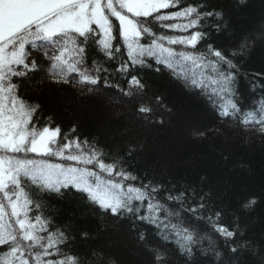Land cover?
Listing matches in <instances>:
<instances>
[{"label":"snow or ice","instance_id":"obj_1","mask_svg":"<svg viewBox=\"0 0 264 264\" xmlns=\"http://www.w3.org/2000/svg\"><path fill=\"white\" fill-rule=\"evenodd\" d=\"M182 4L183 0H0V264H82L80 257L64 251L67 233L44 215V204L37 198L40 192L62 195V189L68 188L86 194L106 213L153 225L162 240L174 242L189 257L202 240L211 244L210 237L199 235L196 221H205L225 240L238 234V226L231 230L222 223V212L203 214L207 193L191 189L189 197L188 190L173 194L151 182L136 186L131 182L138 177L118 167L116 161L106 163L103 152L91 145L84 147L87 141L64 136L58 142L61 129L36 127L34 117L40 105L30 103L21 90L40 73L55 84H99L100 74L109 69L96 59L89 66L90 50H95L106 61L120 60L115 71L131 76L130 90L124 93L131 96L132 88L142 90L144 84L130 68L152 67L148 63L152 59L186 86L200 90L220 116L239 119L245 126L258 125L256 130L264 134V100L252 111L243 110L233 98L237 64L207 43L209 34L202 30L210 18L222 21L224 13L207 10L209 5L203 2ZM170 9L176 10L162 12ZM157 25L188 35H167L154 30ZM222 26L226 22L213 25L217 32ZM259 38H264V32ZM254 39L243 38L231 57L244 55ZM202 41L203 50L198 47ZM174 45L183 48L177 50ZM103 83L113 86L107 79ZM138 111L150 113L152 109L141 105ZM29 153L74 163L33 159ZM24 180L35 190H26ZM162 190L167 195L158 199ZM256 203L255 198L249 199L243 208L251 209ZM82 235L88 237L87 232ZM139 239L145 240L144 233ZM154 251L156 264H164L165 256Z\"/></svg>","mask_w":264,"mask_h":264},{"label":"trees","instance_id":"obj_2","mask_svg":"<svg viewBox=\"0 0 264 264\" xmlns=\"http://www.w3.org/2000/svg\"><path fill=\"white\" fill-rule=\"evenodd\" d=\"M202 2L209 5L207 10L224 13L222 21L210 18L202 30L209 34L207 43L223 50L237 64L233 98L245 112L252 111L264 100V38H259L264 32V0H183L181 6ZM174 22L186 21L165 23ZM225 22L226 27L219 32L213 27ZM154 30L172 36L188 35L158 25ZM245 37L255 39L244 55L231 57ZM198 47L203 50L205 42ZM93 59L109 69L100 74L102 79L97 85L55 84L44 73L22 85L25 98L40 105L35 126L59 127L58 142L64 136L87 141L84 147L91 145L103 152L106 163L116 161L118 167L138 177L131 182L136 186L151 182L173 194L188 190L189 197L191 189L197 194L207 193L204 202L208 207L203 214L222 212V223L231 230L238 226V234L225 240L205 221H196L199 235L210 237L220 255L206 254L210 246L202 240L193 246L189 257L174 242L162 240L153 225L132 216L106 213L74 188L62 189V195L40 192L37 198L44 204V215L69 237L64 251L80 257L82 264H156L154 250L165 256L164 264H264V134L256 130L258 125L245 126L239 119L220 116L219 109L200 90L186 86L152 59L148 60L152 67L130 68L144 84L142 90L132 88L131 96L124 94L130 90L131 76L115 71L120 60L106 61L101 53L90 50L89 66ZM104 79L113 86H105ZM115 96H120L119 100ZM141 105L152 111L140 113ZM28 155L52 163H74ZM23 184L26 190H35L30 181L24 180ZM165 195L167 191L162 190L157 198ZM252 198L257 203L251 209L243 208ZM140 233H144V241L139 239ZM233 247L236 252L231 251Z\"/></svg>","mask_w":264,"mask_h":264},{"label":"rangeland","instance_id":"obj_3","mask_svg":"<svg viewBox=\"0 0 264 264\" xmlns=\"http://www.w3.org/2000/svg\"><path fill=\"white\" fill-rule=\"evenodd\" d=\"M119 97L115 96V99L116 100H119ZM204 241L207 242L208 246H210L209 247L210 248V251H207L206 254H208L210 256H213V257H216V248H215V245H214L215 243L212 241V239H211V244L209 243V240L208 239H204Z\"/></svg>","mask_w":264,"mask_h":264}]
</instances>
